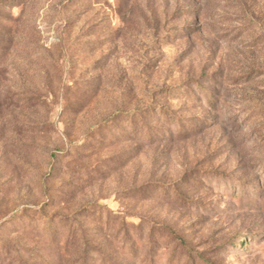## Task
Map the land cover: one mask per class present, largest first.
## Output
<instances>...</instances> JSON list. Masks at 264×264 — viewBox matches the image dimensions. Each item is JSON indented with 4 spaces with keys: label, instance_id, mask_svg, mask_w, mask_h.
Wrapping results in <instances>:
<instances>
[{
    "label": "rangeland",
    "instance_id": "rangeland-1",
    "mask_svg": "<svg viewBox=\"0 0 264 264\" xmlns=\"http://www.w3.org/2000/svg\"><path fill=\"white\" fill-rule=\"evenodd\" d=\"M0 264H264V0H0Z\"/></svg>",
    "mask_w": 264,
    "mask_h": 264
}]
</instances>
